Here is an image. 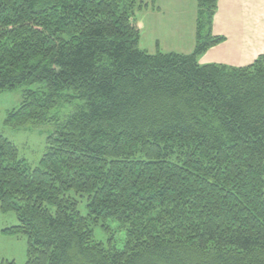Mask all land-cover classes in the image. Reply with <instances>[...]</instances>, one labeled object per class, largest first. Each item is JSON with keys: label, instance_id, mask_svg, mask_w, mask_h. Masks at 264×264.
Wrapping results in <instances>:
<instances>
[{"label": "trees", "instance_id": "obj_1", "mask_svg": "<svg viewBox=\"0 0 264 264\" xmlns=\"http://www.w3.org/2000/svg\"><path fill=\"white\" fill-rule=\"evenodd\" d=\"M143 1L0 0V92L43 85L7 123L54 126L34 167L0 132L6 230L24 264H264V54L199 62L218 0H197L192 52L141 48ZM107 221L121 248L95 238Z\"/></svg>", "mask_w": 264, "mask_h": 264}, {"label": "rangeland", "instance_id": "obj_2", "mask_svg": "<svg viewBox=\"0 0 264 264\" xmlns=\"http://www.w3.org/2000/svg\"><path fill=\"white\" fill-rule=\"evenodd\" d=\"M145 1L147 0L141 2L142 6ZM143 8L136 11L141 33V48H146L151 52L156 50L167 51L172 48L175 49L174 51L178 48L180 50L177 52H181V50L191 48V41L193 40L191 39L193 33V31L191 33V29L193 27L196 29L197 13L188 15L180 10L179 15L182 17V21L178 22L176 26L174 21H171L170 16L146 12ZM194 40L196 41V31ZM42 86L41 84H24L0 92V132L17 145L21 157L26 158L33 167L39 165L47 148V136L54 130V126L50 123L35 125L32 122L14 125L7 123V118L9 112L21 104L26 89H36ZM73 104L64 102L52 110L51 115L63 118L73 109ZM81 199L79 197V200ZM81 210L86 212L84 204L81 205ZM19 223L15 211L3 212L0 209V264H4L7 260H14L16 264H24L28 259V236L23 232L6 230L16 227ZM94 234L96 239L105 243L111 242L119 248L123 246L126 238L125 229L113 221L96 225Z\"/></svg>", "mask_w": 264, "mask_h": 264}, {"label": "crops", "instance_id": "obj_3", "mask_svg": "<svg viewBox=\"0 0 264 264\" xmlns=\"http://www.w3.org/2000/svg\"><path fill=\"white\" fill-rule=\"evenodd\" d=\"M143 6L146 12L170 16L176 26L182 21L180 10L188 15L197 13L198 10V2L194 0H147ZM195 31L193 27L191 48L181 52L193 51ZM213 31L217 35L225 36V40L202 54L199 58L200 63H218L235 67L252 64L264 54V0H218ZM174 50L172 48L167 51ZM178 50L180 49L176 48V51Z\"/></svg>", "mask_w": 264, "mask_h": 264}]
</instances>
